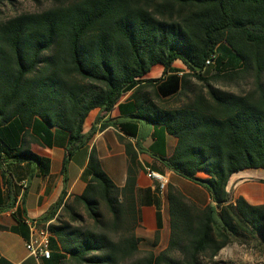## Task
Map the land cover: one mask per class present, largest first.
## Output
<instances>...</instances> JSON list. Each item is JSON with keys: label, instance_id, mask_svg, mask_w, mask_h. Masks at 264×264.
Wrapping results in <instances>:
<instances>
[{"label": "trees", "instance_id": "trees-1", "mask_svg": "<svg viewBox=\"0 0 264 264\" xmlns=\"http://www.w3.org/2000/svg\"><path fill=\"white\" fill-rule=\"evenodd\" d=\"M175 62L188 72L178 73ZM155 66L162 67L161 77L147 78ZM209 68L218 76L239 68L253 79V89L240 95L216 89L205 77ZM189 77L202 90L178 107L160 108L149 99L186 90ZM263 78L264 0H77L0 21V213L14 208L13 183L47 176L49 161L33 148H49L52 130L67 136L65 174L73 152L97 130L83 134L88 114L128 108V118L176 139L164 165L206 189L213 205L197 207L169 191L167 246L142 255L130 150L125 145L131 162L118 188L92 148L83 192L65 199L62 191L34 220L48 223L45 264H216L219 251L233 242L255 243L264 259V205L226 191L233 174L264 170ZM130 91L129 102L119 103ZM108 126L135 135L112 120L98 130ZM19 186L23 199L26 186ZM12 217L24 225L26 213L16 207ZM155 217L153 246L162 228L159 209Z\"/></svg>", "mask_w": 264, "mask_h": 264}, {"label": "crops", "instance_id": "crops-1", "mask_svg": "<svg viewBox=\"0 0 264 264\" xmlns=\"http://www.w3.org/2000/svg\"><path fill=\"white\" fill-rule=\"evenodd\" d=\"M173 69L184 74L188 70L180 62L173 64ZM162 75V67L155 66L147 74L149 79H157ZM130 92H127L119 103L127 104ZM173 95L162 97H150L160 108H164L167 99ZM179 103L171 107H178ZM170 107V106H169ZM131 109V108H130ZM131 110L128 108L119 111L117 107L109 112H101L99 109L92 110L83 125V134L87 135L94 126L95 133L80 149L73 152L66 166L65 174H62V162L65 156L64 148L67 142L65 133L52 130L51 146L34 147L33 150L41 157L49 161V172L46 177H33L30 180L13 183L11 191L15 198V205L11 211L0 213V264H45L44 260H36L29 255L25 249L29 229L27 221L40 218L59 199L62 191L65 199L74 195H80L85 187L81 180L89 152L94 148L101 169L112 181L122 188L127 179V170L130 161L126 154L125 145L128 146L133 158L132 171L134 173L136 187L134 198L139 215V226L141 231L136 233L137 237L151 241L153 253L157 254L164 250L169 238V214L167 205V194L174 190L197 207L213 205L206 189L182 179L169 170L163 163L162 158H169L174 151L176 139L168 135L162 127L135 121L128 118ZM96 118H100L95 124ZM112 120L118 126L122 125L128 130L135 131L134 136L125 135L113 126L98 130L104 121ZM134 127V128H133ZM158 137H160L157 139ZM145 168L165 175L168 184L163 194L159 193L156 182L147 177ZM257 170H244L233 174L227 184L226 191L235 199L242 197L249 205H264V174ZM66 181V182H65ZM26 186L25 196L21 199L23 189L19 185ZM1 192L7 193L4 188ZM20 207L26 213L24 225H17L12 217V212ZM159 209L161 214L162 228L158 243L154 245L153 234L156 230L155 213ZM16 228L17 232L10 229ZM25 234V237H24ZM158 250V252H156Z\"/></svg>", "mask_w": 264, "mask_h": 264}, {"label": "rangeland", "instance_id": "rangeland-1", "mask_svg": "<svg viewBox=\"0 0 264 264\" xmlns=\"http://www.w3.org/2000/svg\"><path fill=\"white\" fill-rule=\"evenodd\" d=\"M75 1L77 0H11L0 5V21L7 20L23 13H39L54 6H65ZM207 70L208 73L205 74V77L208 78V83L216 89L239 95L248 93L253 89V79L249 75H244L239 68L232 70L228 69L220 76L215 74L213 68ZM227 73H229L230 76H225ZM198 90H202V84L197 82L194 78L189 77L186 90H180L178 94H174L164 102L170 106L176 103L181 104L185 102L193 92H197ZM203 92H205L204 89ZM252 172H261L264 174V170L262 169ZM80 211L82 212V210ZM140 231L141 226H138L135 230V234ZM150 242L151 241L147 239H142V242L138 246L140 254L143 255L153 251ZM156 252H158V250H156ZM214 260L216 264H226V262L230 264H264V259L258 247L253 242L248 244L233 242L221 249Z\"/></svg>", "mask_w": 264, "mask_h": 264}, {"label": "built area", "instance_id": "built-area-1", "mask_svg": "<svg viewBox=\"0 0 264 264\" xmlns=\"http://www.w3.org/2000/svg\"><path fill=\"white\" fill-rule=\"evenodd\" d=\"M206 64L210 65L211 63L210 61H207ZM178 73L176 74L178 75ZM145 173L148 178L156 182V187L159 190V193L163 194L168 184L167 177L161 173L150 170L149 168H145ZM27 225L29 229V235L25 243V249L30 256L38 261L49 259L51 256V250L49 248V232L40 233L38 222L34 220L27 221Z\"/></svg>", "mask_w": 264, "mask_h": 264}, {"label": "bare ground", "instance_id": "bare-ground-1", "mask_svg": "<svg viewBox=\"0 0 264 264\" xmlns=\"http://www.w3.org/2000/svg\"><path fill=\"white\" fill-rule=\"evenodd\" d=\"M40 233H47L48 232V223L44 225H38Z\"/></svg>", "mask_w": 264, "mask_h": 264}]
</instances>
